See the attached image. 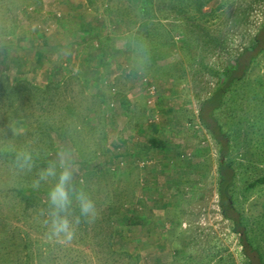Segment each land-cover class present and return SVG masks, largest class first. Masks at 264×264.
I'll list each match as a JSON object with an SVG mask.
<instances>
[{
    "label": "rangeland",
    "instance_id": "1",
    "mask_svg": "<svg viewBox=\"0 0 264 264\" xmlns=\"http://www.w3.org/2000/svg\"><path fill=\"white\" fill-rule=\"evenodd\" d=\"M135 5L0 0V77L23 86L15 95L0 86V254L11 255L4 264H248L219 206V146L199 113L252 45L264 0H153L144 15ZM84 14L102 19L98 37H76ZM99 38L116 54L103 56ZM40 47L44 59L35 62ZM214 117L230 140L229 195L264 255V52ZM151 137L163 146L152 147ZM20 148L43 164L17 169L4 151ZM58 153L70 154L76 185L90 186L97 208L70 242L45 223L52 181L41 182L29 207L17 191ZM110 225L120 230L112 248Z\"/></svg>",
    "mask_w": 264,
    "mask_h": 264
},
{
    "label": "trees",
    "instance_id": "2",
    "mask_svg": "<svg viewBox=\"0 0 264 264\" xmlns=\"http://www.w3.org/2000/svg\"><path fill=\"white\" fill-rule=\"evenodd\" d=\"M129 1H132L136 4L135 7L138 8L137 9L138 14L144 15L146 13L145 4H151L153 0H129ZM125 18H123L124 21H125ZM79 21H80V25L77 29L76 37L79 36L80 34L83 36H87L88 38L98 37V34L96 32L99 30L100 26L103 25L102 19H99V17H97L96 14L95 15L94 14L93 15L84 14L79 17ZM142 36L146 39L151 38L152 30H151L150 25H147V26L145 25V30L143 31ZM75 40H77V38ZM99 42H100L99 46H100L101 54L102 55L104 54L103 56H106L107 54L111 55L112 53L116 54L117 50L113 46L110 45L109 38H105V41L102 38H99ZM43 43H47V41ZM42 48L43 47L37 48L34 51L32 60H34L35 62H38V60L44 59L45 53ZM6 49H8V47H3L4 52ZM263 52H264V23L259 29L257 35L255 36L252 45L247 48H244L241 51V53L238 54L232 66L229 67L223 73V76L220 78V81L218 85L216 86V89L214 90L213 95L207 101L203 103L200 113H199L200 122L211 133L212 138L216 141V143L219 146V152H220V157H221V161L219 163V168H218L219 206H220L223 216L235 224L234 231L240 236L241 245H242L243 252H244V255H245V258L248 264H264V255L250 241L248 231L242 220V215L234 208L232 197L229 195L230 187L233 184V178H234V171L231 165L227 161H225L226 157L228 156L229 149H230V140H229L228 135L223 131L222 127L217 124L216 119L214 117V112L215 110L221 108L224 97L226 96L227 92L230 90L232 85L236 81L242 79L246 75V73L250 69L254 60ZM1 58L6 59L7 54L6 53L3 54ZM26 64L27 63H23L22 67L25 68V66H27ZM4 82L5 84L3 87H5V89L8 90V88H10L9 86H12L10 85L11 83L8 77H4V78L0 77V86L3 85ZM22 88H23L22 85H20L19 87L16 85L10 88L9 90H11V94L15 95ZM161 139L162 137L160 138L151 137L149 139V142L152 147L161 148L163 146L162 144L163 142ZM28 150L32 152L34 162L36 164H43L42 162L43 159L40 158L39 155L33 153L34 151H32V149H28ZM4 153L6 155V160L14 161V156H15L14 150L8 149L4 151ZM46 161L49 162L50 159L47 158ZM14 179H15V185L25 184V182L23 180H20L19 178H14ZM30 181H29V184L27 185L28 187H22V188L20 187L19 190H17L18 194H21V198L23 199L26 206L28 207L33 202L32 199L35 196L39 195L38 192L41 191L40 190L41 187L39 189H34L31 186L32 183ZM77 187L82 188L87 193L90 191L89 185H85L84 187H82L80 186V184L77 183ZM115 213H118V212L114 210L111 212L112 215ZM74 214L78 215V210H75ZM87 221L88 219L81 218L80 226L87 228L88 227L86 225ZM133 225L136 226V225H139V223L135 221L133 222ZM110 228L112 229V231L109 233L108 243H109L110 248H112L115 245V243H113L114 245L112 244L113 236L115 235L116 232H120V230L117 228L116 229L113 228L111 225H110ZM119 241L123 242L122 239H119ZM9 256L11 255H7V254L3 255V253H1L0 254V264L9 262V260L11 259Z\"/></svg>",
    "mask_w": 264,
    "mask_h": 264
},
{
    "label": "clouds",
    "instance_id": "3",
    "mask_svg": "<svg viewBox=\"0 0 264 264\" xmlns=\"http://www.w3.org/2000/svg\"><path fill=\"white\" fill-rule=\"evenodd\" d=\"M14 165L20 171H31L34 166L33 154L26 148L15 150ZM76 164L68 153H58L42 168L33 181L32 187L39 189L41 182L52 181L47 192L49 213L45 221L52 236L72 241L76 226L81 218L94 219L97 208L93 199L75 182ZM78 210V215L74 214Z\"/></svg>",
    "mask_w": 264,
    "mask_h": 264
},
{
    "label": "built area",
    "instance_id": "4",
    "mask_svg": "<svg viewBox=\"0 0 264 264\" xmlns=\"http://www.w3.org/2000/svg\"><path fill=\"white\" fill-rule=\"evenodd\" d=\"M146 80V79H145ZM148 82V81H147ZM154 90H155V87L154 86H150L149 87V93L151 94V95H153L154 94ZM149 103H151L150 101H149Z\"/></svg>",
    "mask_w": 264,
    "mask_h": 264
}]
</instances>
